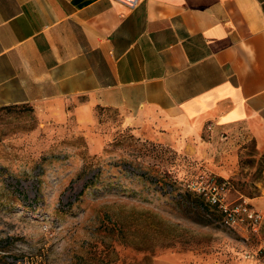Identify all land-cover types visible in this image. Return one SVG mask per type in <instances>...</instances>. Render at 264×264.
<instances>
[{
  "label": "crops",
  "instance_id": "1",
  "mask_svg": "<svg viewBox=\"0 0 264 264\" xmlns=\"http://www.w3.org/2000/svg\"><path fill=\"white\" fill-rule=\"evenodd\" d=\"M24 103L99 144L97 109H118L212 174L244 175L241 147L264 154V0H0V107Z\"/></svg>",
  "mask_w": 264,
  "mask_h": 264
},
{
  "label": "rangeland",
  "instance_id": "2",
  "mask_svg": "<svg viewBox=\"0 0 264 264\" xmlns=\"http://www.w3.org/2000/svg\"><path fill=\"white\" fill-rule=\"evenodd\" d=\"M97 120L101 144L73 115L0 107V264H264V222L226 226L184 195L212 173L206 163L147 137L118 109L98 108ZM239 166L244 175L218 176L257 208L263 153L245 143Z\"/></svg>",
  "mask_w": 264,
  "mask_h": 264
},
{
  "label": "built area",
  "instance_id": "3",
  "mask_svg": "<svg viewBox=\"0 0 264 264\" xmlns=\"http://www.w3.org/2000/svg\"><path fill=\"white\" fill-rule=\"evenodd\" d=\"M129 8L138 5L139 0H117ZM188 188L201 195L215 206L223 215L224 225L243 227L258 231L264 222V215L243 195L232 198V183L229 179L220 178L212 173H200L187 183Z\"/></svg>",
  "mask_w": 264,
  "mask_h": 264
},
{
  "label": "trees",
  "instance_id": "4",
  "mask_svg": "<svg viewBox=\"0 0 264 264\" xmlns=\"http://www.w3.org/2000/svg\"><path fill=\"white\" fill-rule=\"evenodd\" d=\"M263 156H264V154H263ZM230 180V179H229ZM94 179H90L89 181H88V183H87V185H91V184H93L94 182ZM231 181V183H232V189L234 188V184H233V182H232V180H230ZM193 191H191L190 189H189V191L188 192H185V196H186V198L188 199V200H190V201H192L194 204H196L197 206L198 205H203V203H204V201L207 203V205L204 207V209H205V211L206 212H209V211H211V209H213V210H215V211H217V213H218V215H219V217H220V219L222 220V213L215 207V206H213V205H211V204H209L206 200H205V198H203L201 195H199V194H197V193H195V192H193Z\"/></svg>",
  "mask_w": 264,
  "mask_h": 264
}]
</instances>
